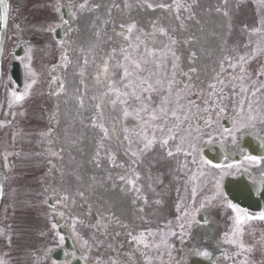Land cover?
Listing matches in <instances>:
<instances>
[{"label": "rangeland", "instance_id": "1", "mask_svg": "<svg viewBox=\"0 0 264 264\" xmlns=\"http://www.w3.org/2000/svg\"><path fill=\"white\" fill-rule=\"evenodd\" d=\"M121 1L132 8L131 0ZM232 1L233 4H230L231 0H140L150 8L160 5L163 13L165 11L171 14L168 17L164 14L159 16L161 19H158L164 23L162 31L158 26L144 33L143 28L131 20L125 24L123 33L107 54L102 51V46L106 42L104 36L108 34L105 33L106 27L112 26V22H108L98 33V41L95 44L82 46V57L74 69L80 77L78 93H68L65 97L72 109L71 123L67 126L69 135L72 133L75 136L70 128L75 126L85 113L86 102L97 96L105 97L104 94L114 84L130 79L138 84L140 79H147L155 89L142 93L143 96H151V100L145 102L148 111H142L139 115L136 109L142 106L141 102L129 98V114L125 121H122L120 116L126 111L122 105H114L109 101L106 105L96 106V115L105 120H113L118 133L115 137L108 127L104 129V139L93 159L98 172L92 173V177L99 173L105 175V180H109L113 168L122 164L121 153H125V159L128 166L132 167V172L134 169L138 170L141 178L146 171L149 177L156 179L150 191L157 193L159 202H165L171 191L187 195L193 190L197 201L204 191H217L216 183L219 181L222 184L223 181L221 174H224V178L231 172V169H216L202 164V147L208 142H218L226 145L232 155L239 153V131L235 130L234 121L237 122V127L239 124L246 125L241 129L242 132L264 134V75L261 74L264 73V0ZM75 4L72 3V8ZM117 5L119 4H115V7ZM228 5L231 15L223 18L220 16V10ZM15 9L12 7L11 10ZM190 11L193 16L186 19L185 15ZM179 20L187 24V27L185 25L182 29L187 28L189 33H172L178 28ZM223 22L226 33L220 49L221 54L217 63L207 70L206 75H209V78L202 81L195 76L194 70L184 73L180 51L185 45H191L203 62L204 59L210 60L218 36L214 31ZM17 27V21L12 20L10 29ZM72 28L74 33L76 27L73 25ZM241 56L245 57L244 61L239 59ZM106 57L110 58L112 63L110 75L104 85L98 86L92 97H89L86 85L87 69L93 62H96V67L99 68L100 61ZM125 57H128V60H125ZM67 58L69 64L71 60L68 56ZM136 63L140 64V69L135 68ZM122 65L127 67L133 76L124 78ZM220 81H223V84ZM242 86L248 91L241 93ZM1 88L6 89L4 84L0 83ZM257 89L260 90L256 91ZM253 91L256 92L255 96L251 94ZM221 96L224 98L220 99ZM165 99L168 103L163 106L167 115L158 111ZM240 101H244L243 112L240 109ZM249 101L253 102L251 113L248 111ZM221 107L225 109L223 112L220 111ZM153 110L158 116L155 121L150 119ZM173 111L175 116L172 115ZM249 115L255 116L256 119L249 122ZM159 126L165 128L163 133L159 131ZM226 128L231 134L224 131ZM153 137L154 143L146 148L145 144ZM166 138L168 143L164 145L162 140ZM69 141L74 143L75 139ZM191 146H194V149ZM169 151L173 153L172 156L168 155ZM9 162L10 159L5 161L4 165ZM230 163L239 165L234 161H227L222 165ZM78 167V164L75 165V168ZM138 175L136 174V177ZM134 181L137 184V178H134ZM40 190L42 189L35 187L24 191L14 179L5 181L0 208V240L3 247V258L0 256V260H4L5 264H10V241L14 243L11 251L13 264H32L26 246L37 252V256H32L33 260L35 258V264H59L48 259L49 252L56 246L58 239H53L50 244L46 243L47 246L40 245L37 240L38 225L45 231L51 227L48 211L57 213L55 208L45 207L49 192H39ZM163 210L166 213L165 205ZM80 212L79 210L78 214ZM81 214L83 215L82 212Z\"/></svg>", "mask_w": 264, "mask_h": 264}, {"label": "flooded vegetation", "instance_id": "2", "mask_svg": "<svg viewBox=\"0 0 264 264\" xmlns=\"http://www.w3.org/2000/svg\"><path fill=\"white\" fill-rule=\"evenodd\" d=\"M90 1L81 0L78 10L89 7ZM17 6L12 18L18 19L21 29L18 33H7L0 60V78L12 92H27V95L11 107V94L0 96V128L5 127L6 131L0 141L2 156L14 162L1 177L11 175L22 182H40L50 189L61 188L55 190L61 202L59 206L65 207L79 190L72 179H60V175L73 176L61 158L63 134L58 119L59 101L65 92L64 67L58 68L59 54L66 47L64 1L21 0ZM19 67L22 69L20 85L12 75L13 69L17 73ZM246 143L257 154L242 148L243 135H239V162H242L239 163V175L247 170L252 181H264V163L256 165L243 160L246 154L264 157V136L261 140L247 136ZM254 195L258 197L260 191ZM194 197L193 194L185 196L183 206L186 210L182 221L177 217L166 224L157 217L146 221L144 227L109 222L105 228H99L96 223L85 220L74 222L70 214L64 220L76 225L74 240L87 241L80 249L83 258L89 256L97 264H240L245 260L249 264H264V220L246 219L240 225L241 231L237 232L235 213L227 202L205 197L201 203L206 210L200 221L199 213L198 216L195 214ZM172 202L173 210L179 213V196ZM243 208L255 217L264 212V207ZM62 237L61 247H64L65 236ZM44 240L49 243L51 238L46 234ZM229 240L237 243H229ZM239 243L251 251L241 249ZM202 251L209 255H200ZM72 252L76 255V250Z\"/></svg>", "mask_w": 264, "mask_h": 264}, {"label": "bare ground", "instance_id": "3", "mask_svg": "<svg viewBox=\"0 0 264 264\" xmlns=\"http://www.w3.org/2000/svg\"><path fill=\"white\" fill-rule=\"evenodd\" d=\"M132 8L129 7L124 1L121 0H92L89 7L75 19L76 30L73 33L68 31L67 37L70 38L71 33L73 39L71 46L69 47L68 56L71 62L66 67V85L69 93L77 94L80 85L79 75L75 72V67L80 62L82 57V46L95 44L98 41V33L104 24L112 22V26L106 27V42L102 51H106L107 54L114 48V43L118 37L123 33V27L131 20L137 22L145 30H150L152 27H156L162 31L164 23L159 19V16H171L168 12H162L161 7L150 8L149 5L140 0H131ZM115 4L117 7H115ZM230 4H233L231 0ZM231 15L230 6L223 7L220 10V16L223 18ZM186 19L193 16V13L187 12ZM159 18V19H158ZM153 21V22H152ZM171 21V18L169 19ZM178 28L172 33H189L186 29H182L187 24L181 20L177 22ZM154 25V26H153ZM214 33H218L215 48L212 51L211 59L202 61L191 45H185L182 51H180L182 66L184 67V73H188L191 70L195 71V76L205 81L209 78L206 75L208 69H210L214 63H217L221 54V45L225 38L226 27L224 22L218 26ZM94 45H92L93 48ZM100 58H98L99 60ZM96 62H93L87 69L88 78L86 85L88 89L89 97L95 93L98 86L104 85L109 76V70L112 63L109 58L100 61V67H96ZM107 67V72H105ZM131 80V79H130ZM129 80H124L119 84H114L110 90L105 94V97L97 96L89 99L85 104V113L82 114L81 119L76 122L75 126L71 127L75 133V136L71 137L74 141L72 144H67L66 151L73 153L76 157L77 164L80 168L81 179L80 183L85 190V194L90 197L95 207L100 212L110 213L119 217L122 222L133 225L134 223L142 224L145 220L151 219L155 216L157 211L156 200L157 196L152 197L153 202L144 204L141 197L147 194L153 189V184L156 183V179L149 177L148 173L143 172L140 180V188L136 190L135 183L131 180V176L128 171V162L125 159V153H121L123 161L120 166L113 168L112 174L109 176V180H105V175L91 176L92 173L98 172L93 164V159L99 151L100 142L104 139V129L109 128L112 135L116 137L118 129L113 120H105L99 117L95 113V108L99 104L106 105V102L115 101V104L122 105L128 112V102L131 96H124L122 93L125 91L131 93V88L126 89L124 87ZM133 82V80H132ZM134 83V82H133ZM135 84V83H134ZM118 92L120 95H118ZM118 95V98L116 96ZM121 100H126L127 103H121ZM104 109V108H103ZM60 110L62 115V123L69 126L72 118V109L68 102L62 101L60 104ZM104 114L106 110L103 111ZM122 121H125V111L120 114ZM105 163L104 160H101ZM142 188V189H141Z\"/></svg>", "mask_w": 264, "mask_h": 264}, {"label": "snow or ice", "instance_id": "4", "mask_svg": "<svg viewBox=\"0 0 264 264\" xmlns=\"http://www.w3.org/2000/svg\"><path fill=\"white\" fill-rule=\"evenodd\" d=\"M0 8H2V11H0V25H4L6 27L7 21L9 19V5L6 2V0H0ZM57 10H59V9H57ZM49 31H51V30L49 29ZM257 31H259V30H257ZM3 39H4V34H0V46H2ZM0 51H2V47H0ZM29 51H30V49H29ZM239 59L241 61H244L245 57L241 56ZM125 60H128V57H125ZM232 66L234 67V65H232ZM122 67L124 68V71H123V77L124 78L133 76V73L130 72L127 67H125L123 65H122ZM135 68L136 69H140V64L136 63L135 64ZM104 70H105V72H107V67H105ZM261 74L264 75V73H261ZM241 79H243V78L241 77ZM32 83H35V80H33ZM157 83H159V81H157ZM220 83L223 84V81H220ZM124 87L126 89L131 88L132 91H131V93L125 91L124 93H122V95L131 96L136 101H140L141 102L142 106L140 108L136 109L137 115H139V113L142 112V111L143 112H147L148 108H147L145 102L146 101H150L151 100V96H143L142 93L154 91L155 89L153 88V85L151 83H149L147 79H140L138 84H134L132 82V80H129V82L124 85ZM210 87L214 88L215 85H210ZM262 87H264V86H262ZM259 90L260 89H257L256 91H259ZM240 91H241V93H245V92L248 91V89L242 86L240 88ZM251 94L253 96H255L256 92L253 91ZM26 95H27V92L18 94L16 91H13L11 93V98L9 100V107H11L12 104L19 103V102L23 101L25 99ZM118 95H120L119 92H118ZM223 98H224L223 96L220 97V99H223ZM120 102L121 103H127L126 100H121ZM113 103H115V101H113ZM166 103H168L167 99L163 100L161 102V106H160V108L158 110L163 115H167V110L163 106ZM252 103H253L252 101L248 102V111H249V113H251L252 110H253L252 109ZM240 109H241V112H243V110H244V101H240ZM224 110L225 109L223 107L220 108L221 112H223ZM128 114L129 113L127 111H125V116H127ZM172 115L175 116V112L174 111L172 112ZM150 119L152 121H155V120L158 119V116H157L155 110H153L152 113L150 114ZM255 119H256V117L253 116V115H249V117H248L249 122H251V121H253ZM145 123H147V121ZM233 126H234L236 131H240L241 129L246 127V125H244V124H239V126L237 127V122H235V121H234V125ZM159 131L163 133L165 131V128L163 126H159ZM169 131H171V130H169ZM224 131L225 132H229V129L226 128ZM229 134H231V133L229 132ZM145 136H146V134H145ZM125 138H127V137H125ZM154 139H155V137H153V139H151V140H148L147 143L145 144V147L147 148V147L151 146L154 143ZM233 142H235V136H233ZM162 143L164 145H166L168 143V139L167 138L163 139ZM191 147H193V149H194V146H191ZM177 150L179 151V149H177ZM241 151H243V149H241ZM186 154H190V153H186ZM133 155H135V153H133ZM168 155L172 156L173 153L171 151H169ZM224 159H228V157L225 156ZM243 160L244 161H248V162H250L252 164H256V165L264 163V157L251 155V154L244 155L243 156ZM193 163H195V160L193 161ZM201 163L202 164H206V165H210L212 168H216V169H224V168L231 169V168L237 166L236 164H232V163L226 164V165L213 164L212 161L204 160V159H202ZM238 163H242V162H238ZM262 174H264V173H262ZM201 175H203V173H201ZM223 175L224 174L222 173L221 174V180L223 179ZM261 185L264 186V181H261ZM216 189H217L218 197L223 199L224 201H226L228 207L235 213V224L237 226L236 227V231L237 232L241 231L240 225L246 219H256V218H258L260 220H264V212H261L258 217L250 216V214L248 213V211L245 208L240 207L237 203H233L231 200H229L227 194L222 190L221 183L219 181L216 183ZM257 191L259 192V189ZM193 196H195V190H193ZM61 215H63V213H61ZM205 223H207V221H205ZM52 227H53V229H55L56 225L53 224ZM142 237H143V234H141V240H142ZM63 239L64 238L61 236L60 237L61 243L63 242ZM134 239H135V237H134ZM228 242L229 243H233V244L237 243L235 240H229ZM84 244L86 245L87 241H85ZM238 246L241 249H245V245L243 243H239ZM245 250L249 251V252L251 251V249H245ZM199 254L202 255V256H208L209 255V253L207 251H202ZM0 264H5V261L4 260H0ZM240 264H249V261H247V260L241 261Z\"/></svg>", "mask_w": 264, "mask_h": 264}, {"label": "water", "instance_id": "5", "mask_svg": "<svg viewBox=\"0 0 264 264\" xmlns=\"http://www.w3.org/2000/svg\"><path fill=\"white\" fill-rule=\"evenodd\" d=\"M4 33H5V26L1 25V34ZM215 147L219 151V153H221L222 151L221 147L220 146H215ZM204 154L210 157L206 150L204 151ZM225 188L227 193L232 199H234L235 201H239V187L234 184V180H228ZM76 264H83V263L81 261H78Z\"/></svg>", "mask_w": 264, "mask_h": 264}]
</instances>
